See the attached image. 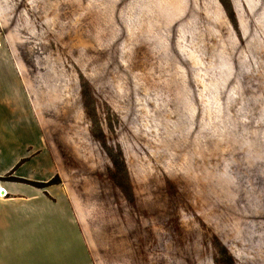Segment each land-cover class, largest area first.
I'll list each match as a JSON object with an SVG mask.
<instances>
[{"label":"rangeland","instance_id":"obj_1","mask_svg":"<svg viewBox=\"0 0 264 264\" xmlns=\"http://www.w3.org/2000/svg\"><path fill=\"white\" fill-rule=\"evenodd\" d=\"M0 59L94 264H264V0H0Z\"/></svg>","mask_w":264,"mask_h":264},{"label":"crops","instance_id":"obj_2","mask_svg":"<svg viewBox=\"0 0 264 264\" xmlns=\"http://www.w3.org/2000/svg\"><path fill=\"white\" fill-rule=\"evenodd\" d=\"M6 61L0 59V158L1 150L7 152L13 145H22L23 152L4 159L7 164L0 171V189L5 192L0 197V264H94L60 186L4 180L9 175L46 183L56 174L27 99ZM33 162L35 172L24 170Z\"/></svg>","mask_w":264,"mask_h":264},{"label":"trees","instance_id":"obj_3","mask_svg":"<svg viewBox=\"0 0 264 264\" xmlns=\"http://www.w3.org/2000/svg\"><path fill=\"white\" fill-rule=\"evenodd\" d=\"M110 161H111L112 165H114V166L117 164V163L115 162V160L112 159V157L110 158Z\"/></svg>","mask_w":264,"mask_h":264},{"label":"bare ground","instance_id":"obj_4","mask_svg":"<svg viewBox=\"0 0 264 264\" xmlns=\"http://www.w3.org/2000/svg\"><path fill=\"white\" fill-rule=\"evenodd\" d=\"M1 192H3V190H2V189L0 190V196L2 197V196H3V194H2Z\"/></svg>","mask_w":264,"mask_h":264},{"label":"built area","instance_id":"obj_5","mask_svg":"<svg viewBox=\"0 0 264 264\" xmlns=\"http://www.w3.org/2000/svg\"><path fill=\"white\" fill-rule=\"evenodd\" d=\"M1 190V189H0ZM5 194V192L3 191V195ZM1 197V196H0Z\"/></svg>","mask_w":264,"mask_h":264}]
</instances>
